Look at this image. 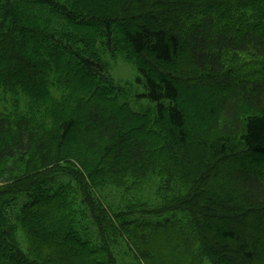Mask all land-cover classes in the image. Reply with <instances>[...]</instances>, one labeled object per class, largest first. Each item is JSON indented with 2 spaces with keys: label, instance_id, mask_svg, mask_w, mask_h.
<instances>
[{
  "label": "trees",
  "instance_id": "16d2710c",
  "mask_svg": "<svg viewBox=\"0 0 264 264\" xmlns=\"http://www.w3.org/2000/svg\"><path fill=\"white\" fill-rule=\"evenodd\" d=\"M0 264H264V0H0Z\"/></svg>",
  "mask_w": 264,
  "mask_h": 264
},
{
  "label": "rangeland",
  "instance_id": "374dc122",
  "mask_svg": "<svg viewBox=\"0 0 264 264\" xmlns=\"http://www.w3.org/2000/svg\"><path fill=\"white\" fill-rule=\"evenodd\" d=\"M150 65L154 68L157 69L153 64L150 63ZM114 68L112 71V75L113 77L120 82H125L127 80H131V78L135 75V72L133 71V69L131 68L130 65H123L122 63H117V64H113ZM158 70V69H157ZM184 77L191 79V75H185ZM240 79L244 78V74L243 77H239ZM57 179V181H67V178L63 175H59L57 177H55ZM31 200L30 197L28 196H22L18 203L14 206V213L19 210L21 208V206H23L25 203L29 202ZM13 213V214H14ZM219 215V214H218ZM235 219V218H234ZM240 218H236V220H239ZM242 225V224H241ZM240 225V226H241Z\"/></svg>",
  "mask_w": 264,
  "mask_h": 264
}]
</instances>
